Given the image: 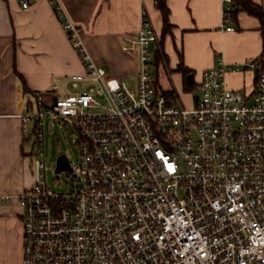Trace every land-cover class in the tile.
Returning a JSON list of instances; mask_svg holds the SVG:
<instances>
[{
	"label": "built area",
	"instance_id": "1",
	"mask_svg": "<svg viewBox=\"0 0 264 264\" xmlns=\"http://www.w3.org/2000/svg\"><path fill=\"white\" fill-rule=\"evenodd\" d=\"M18 2L27 10L36 0ZM221 6L222 29L234 32L235 0H221ZM56 11L85 73L53 86L49 99L36 95L21 118L26 136L35 125L38 148L45 144L46 119L74 121L80 158L66 174L83 184L57 193L45 182L46 163L35 161L36 182L20 196L23 264H264L261 63L231 65L219 58L192 82L199 88L194 107L180 106L153 78L157 56L160 69L167 63L146 9L140 30L123 48L138 57L135 93L108 85L83 30L60 4ZM245 72L255 77L252 95L227 82ZM69 85L78 91L69 93ZM81 85L89 89L79 91ZM12 199L1 196L0 204Z\"/></svg>",
	"mask_w": 264,
	"mask_h": 264
},
{
	"label": "crops",
	"instance_id": "2",
	"mask_svg": "<svg viewBox=\"0 0 264 264\" xmlns=\"http://www.w3.org/2000/svg\"><path fill=\"white\" fill-rule=\"evenodd\" d=\"M252 2L264 11V0ZM57 4L83 30L84 44L95 64L109 68L116 81L138 75V57L123 48L140 30L144 9L160 38L163 35V18L155 0H145L143 5L142 0H36L27 10L18 0H0V197H13L0 204V264H23L25 209L20 196L36 182L29 173L21 116L36 104V95L49 99L53 86L85 73L61 25ZM168 8L172 28L162 38V49L170 80V72L183 75V65L198 83L201 74L215 68L221 57L231 65L258 61L264 67L261 22L255 16L239 10L232 18L235 31L227 32L222 29L221 0H168ZM227 82L233 90L255 92L251 72L229 75ZM184 83L192 91V83ZM66 88L69 93L78 91L70 85ZM165 91L177 94L175 84Z\"/></svg>",
	"mask_w": 264,
	"mask_h": 264
},
{
	"label": "rangeland",
	"instance_id": "3",
	"mask_svg": "<svg viewBox=\"0 0 264 264\" xmlns=\"http://www.w3.org/2000/svg\"><path fill=\"white\" fill-rule=\"evenodd\" d=\"M155 50V46L153 47ZM159 66L155 65V71L153 73V78L158 80V90L161 93H164L165 90L173 88V84H175L177 88V98H179V104L181 106V102L183 101L188 108L194 107L195 95L196 92L199 91L197 86H195L192 91L189 87L185 85V80L188 83L194 81L193 77H183L178 72H170L171 80L169 79L168 69L165 67L159 68ZM108 73L107 83L111 87L123 86L126 85L133 93L137 92L138 84H137V76L130 75L123 78H119L118 81L111 75V70L109 68H105ZM170 71V68H169ZM185 78V80H184ZM115 80V83L113 82ZM184 80V82H183ZM172 81V83H171ZM184 83V84H183ZM172 84V86H171ZM72 89V88H71ZM89 86H83L79 91H87ZM74 121L70 119H46L44 122L43 133L45 134V144L43 148H38L35 146V133H33L35 125L30 124L27 127V159L29 163V173L34 176L36 174L35 161L43 160L46 163V168L43 173L45 174V182L46 184L55 192H69L73 191L77 187L82 186L81 181L72 182V180L67 176V171L61 172V178H57L56 170L58 167V158L61 155H66L68 161L71 164H79L80 158V149L77 147L78 140V132H76L74 128ZM43 152L44 156L40 157V152ZM35 184V183H34Z\"/></svg>",
	"mask_w": 264,
	"mask_h": 264
},
{
	"label": "trees",
	"instance_id": "4",
	"mask_svg": "<svg viewBox=\"0 0 264 264\" xmlns=\"http://www.w3.org/2000/svg\"><path fill=\"white\" fill-rule=\"evenodd\" d=\"M156 7L161 12L163 23H164V30L162 38L166 37L167 34L171 32L172 25L170 23V8H168V0H155ZM245 10L252 16H255L260 22H261V32L263 36V51H264V11L261 6L254 4L252 0H235V11L232 15V18H235V16L238 14L239 10ZM163 45V44H162ZM162 58L160 55L156 58V65L161 66ZM262 65V64H261ZM180 71L183 73L184 77H188V71H186L185 68H183V65L180 66ZM158 84V81L157 83ZM159 86V84L157 85ZM164 96L170 99L176 100V93L174 91H165Z\"/></svg>",
	"mask_w": 264,
	"mask_h": 264
},
{
	"label": "water",
	"instance_id": "5",
	"mask_svg": "<svg viewBox=\"0 0 264 264\" xmlns=\"http://www.w3.org/2000/svg\"><path fill=\"white\" fill-rule=\"evenodd\" d=\"M192 83V82H191ZM198 101V96L195 97ZM58 167L56 170V175L61 174L62 171H69L70 170V162L68 161V158L66 155H61V157L58 158Z\"/></svg>",
	"mask_w": 264,
	"mask_h": 264
}]
</instances>
